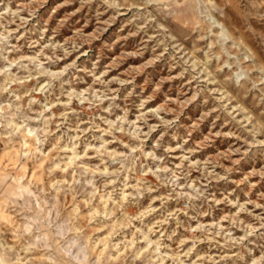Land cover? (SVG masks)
Returning <instances> with one entry per match:
<instances>
[{
    "label": "clouds",
    "instance_id": "1",
    "mask_svg": "<svg viewBox=\"0 0 264 264\" xmlns=\"http://www.w3.org/2000/svg\"><path fill=\"white\" fill-rule=\"evenodd\" d=\"M66 3L0 0V264H264V0Z\"/></svg>",
    "mask_w": 264,
    "mask_h": 264
},
{
    "label": "rangeland",
    "instance_id": "2",
    "mask_svg": "<svg viewBox=\"0 0 264 264\" xmlns=\"http://www.w3.org/2000/svg\"><path fill=\"white\" fill-rule=\"evenodd\" d=\"M74 3V0H69V3L62 4L61 8H58L57 11L63 10L64 15L62 17L63 20L72 21L78 17V13L76 9L72 6ZM124 39L128 40L129 43H124ZM131 37L123 38L121 41L117 42L116 47L119 49L117 51V55L113 58L118 64L121 66L128 65L129 62L133 59V56L136 55V49L134 47L130 46ZM123 44V47H120V45ZM130 70L136 72L138 74L137 78L139 76H143L148 74V79L143 82L145 90L147 91L149 87L152 86V80H151V69L147 66V64L144 63H131ZM156 87L160 90V92L167 91L168 85L164 83H160L156 85ZM154 99H159V93L154 94ZM173 99H179L178 97H173ZM185 112L189 115V118L193 121V123L197 126L198 131H203L206 128L208 131H204V135H209L210 133L215 131V128H212L207 120H204L202 123L200 122L199 118L195 116L194 114L188 112L187 109H185ZM193 135H196V132H193ZM202 138V137H201Z\"/></svg>",
    "mask_w": 264,
    "mask_h": 264
}]
</instances>
